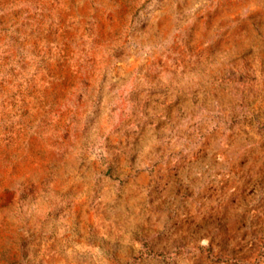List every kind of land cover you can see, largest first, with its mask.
<instances>
[{"label": "rangeland", "instance_id": "374dc122", "mask_svg": "<svg viewBox=\"0 0 264 264\" xmlns=\"http://www.w3.org/2000/svg\"><path fill=\"white\" fill-rule=\"evenodd\" d=\"M0 264H264V0H0Z\"/></svg>", "mask_w": 264, "mask_h": 264}]
</instances>
